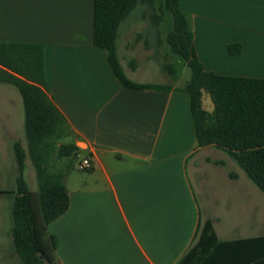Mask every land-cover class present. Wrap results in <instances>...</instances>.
<instances>
[{
	"label": "crops",
	"instance_id": "crops-1",
	"mask_svg": "<svg viewBox=\"0 0 264 264\" xmlns=\"http://www.w3.org/2000/svg\"><path fill=\"white\" fill-rule=\"evenodd\" d=\"M180 7L207 72L264 79V0H180ZM93 10V0H0V42L43 46L48 95L71 126L68 143L81 149L66 181L69 209L49 225L59 260L177 264L207 220L221 242L263 237L264 193L224 151L198 147L190 97L178 90L185 83L175 85V75L153 56L161 55V23L151 25L143 14L120 25L118 39L143 38L126 53L118 47L127 77L169 87L133 90L115 76L108 52L94 45ZM235 44L241 52L233 55ZM143 61L160 63L163 77L139 74ZM24 123L20 93L0 83V195L15 191L14 144L25 136ZM85 158L93 166L79 171ZM3 226L4 220L0 264H22L11 209L10 228Z\"/></svg>",
	"mask_w": 264,
	"mask_h": 264
},
{
	"label": "trees",
	"instance_id": "trees-1",
	"mask_svg": "<svg viewBox=\"0 0 264 264\" xmlns=\"http://www.w3.org/2000/svg\"><path fill=\"white\" fill-rule=\"evenodd\" d=\"M140 4L157 16L156 24L165 12L172 15L173 29L166 40L191 70L190 79L178 90L190 97L198 147L224 151L264 193V79L207 72L196 56L191 22L180 0H162L159 8L157 0H93L94 45L108 52L111 68L125 88L169 90L129 79L119 61L120 25ZM157 10L161 15H156ZM229 52L239 54L241 45H231ZM162 67L169 75L176 73L170 65ZM0 83L19 91L25 111L27 149L21 142L14 144L18 173L15 191L8 193L13 195L14 249L22 264H62L57 256L59 241L49 225L69 209L66 181L75 171L81 149L75 143H61L72 136V129L48 95L43 46L0 42ZM205 94L210 96L212 111L203 106ZM27 157L36 172L37 191L29 189L24 176ZM177 264H264V236L221 242L207 220L199 224L193 245Z\"/></svg>",
	"mask_w": 264,
	"mask_h": 264
},
{
	"label": "rangeland",
	"instance_id": "rangeland-1",
	"mask_svg": "<svg viewBox=\"0 0 264 264\" xmlns=\"http://www.w3.org/2000/svg\"><path fill=\"white\" fill-rule=\"evenodd\" d=\"M160 0H157L158 4H157V8H159V5L161 4V2L159 3ZM148 9L150 10V8H148L145 5H138L133 11L132 13L127 17L131 19H139L143 14H146V16L149 19V22L151 25H155V26H160V36H159V40L161 42L160 47V52L161 55H157L155 56V52L153 51V56L156 57L158 60H161L164 64L170 65L172 68H174V70L176 71V73L174 74V83L175 85H179L181 83H185L186 81H188L191 77V70L189 69V67L186 65V63L181 59V57L175 53H173L170 49L169 44L167 43V35L169 34L170 31H172L173 29V18L172 15L169 12H165L163 15V20L162 22H157V24H154V21H156L155 17L151 12H148ZM156 15H161L160 11L157 10ZM126 18V19H127ZM138 22V21H137ZM139 23H136V26H138ZM141 36V35H140ZM139 37V36H138ZM138 37L136 39V37L133 38H127L128 41L123 40L125 39V37L118 39V47H119V51L122 53H126V47L127 45L130 46H134L136 41H140L143 42V38L141 40H138ZM146 37V36H145ZM144 37V39H145ZM129 42V43H128ZM142 44V43H141ZM141 55L144 54V51L140 53ZM150 70L152 71V74L149 75ZM165 72V71H164ZM139 74H145L147 75L146 78L150 79V81H158L160 80L161 76L163 77V72L160 69V63H154L152 61H143L141 63V69L139 70ZM9 86V88H11V90H13L14 92H17V89L14 88V86ZM211 99L210 96L208 94H205L204 98H203V106L205 109L207 110H211ZM25 147V149H27V141H26V137H23V140H21ZM68 141H70L69 139L62 141L61 143H68ZM79 160V158H78ZM77 160V161H78ZM81 160V159H80ZM76 161V162H77ZM80 162V161H79ZM78 162V163H79ZM234 162V161H233ZM233 164H235V166H237V164L234 162ZM16 166V165H15ZM228 169H233V167L229 164L227 166ZM24 176L25 179L27 181V184L29 186V189L31 191H37L38 189V185H37V179H36V172L35 169L32 165V162L30 160L29 157H27L26 159V169L24 171ZM221 181V180H220ZM219 182V187L223 186L220 184ZM209 185V183H207ZM217 187V188H219ZM223 190V188H221ZM13 203V195H0V222H2L4 220V224L5 228H10L9 227V214H10V209H11V205Z\"/></svg>",
	"mask_w": 264,
	"mask_h": 264
},
{
	"label": "built area",
	"instance_id": "built-area-1",
	"mask_svg": "<svg viewBox=\"0 0 264 264\" xmlns=\"http://www.w3.org/2000/svg\"><path fill=\"white\" fill-rule=\"evenodd\" d=\"M93 164L90 159L85 158L77 164V169L79 171H89L92 168Z\"/></svg>",
	"mask_w": 264,
	"mask_h": 264
},
{
	"label": "water",
	"instance_id": "water-1",
	"mask_svg": "<svg viewBox=\"0 0 264 264\" xmlns=\"http://www.w3.org/2000/svg\"><path fill=\"white\" fill-rule=\"evenodd\" d=\"M45 264H49L47 261H45Z\"/></svg>",
	"mask_w": 264,
	"mask_h": 264
}]
</instances>
